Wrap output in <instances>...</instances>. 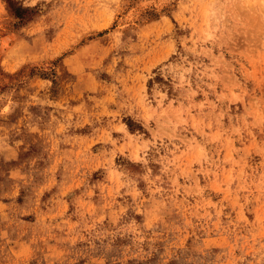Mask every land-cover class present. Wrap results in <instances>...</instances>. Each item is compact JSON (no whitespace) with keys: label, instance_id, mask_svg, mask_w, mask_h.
I'll use <instances>...</instances> for the list:
<instances>
[{"label":"rangeland","instance_id":"374dc122","mask_svg":"<svg viewBox=\"0 0 264 264\" xmlns=\"http://www.w3.org/2000/svg\"><path fill=\"white\" fill-rule=\"evenodd\" d=\"M0 264H264V0H0Z\"/></svg>","mask_w":264,"mask_h":264}]
</instances>
